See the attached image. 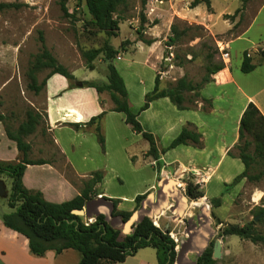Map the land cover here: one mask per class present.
I'll list each match as a JSON object with an SVG mask.
<instances>
[{"label":"rangeland","instance_id":"1","mask_svg":"<svg viewBox=\"0 0 264 264\" xmlns=\"http://www.w3.org/2000/svg\"><path fill=\"white\" fill-rule=\"evenodd\" d=\"M64 1L69 15L62 8ZM166 1L169 0H148L143 4V0H126L114 14L119 22V29L117 35L110 39L111 44L118 48L121 53L117 57L120 58L121 56L122 59L118 60L116 64L129 83L128 95L131 109L134 113H139V121L143 127L145 126V130L155 135L161 150L162 144H164L162 134L159 133V135L150 130L161 129L162 115L172 116L173 113L165 107L162 110V102L160 101L162 98L153 101L151 105L153 103L155 105L154 107L151 106L148 112H140V108L145 102L146 93L144 91L146 89L148 92L153 90L157 74L160 80V90L173 89L177 81L185 77L192 85L202 84V87L195 91L185 92L183 105L188 109L200 106L202 109L210 108L211 101H208L209 99L204 100L202 90L213 80L214 75L209 74L208 67L213 69L216 64L224 63L218 49L219 42L238 35L248 24L260 3L263 2V0H213V5L218 11L233 12L235 10L234 14L238 11L234 21L233 19H226L230 22H239L236 34L229 35L228 33L217 34L215 30L208 28L217 24V29L222 30L224 27L223 19H220L218 23L216 20H210L207 12L194 14V16L192 8L188 10L191 0H174V8L172 9L181 12L171 22V27L174 25L175 29L172 31L169 26L163 27L162 6ZM0 2L16 4L15 7L0 10V115L5 118L4 121H0V132L5 139L0 144L1 153L8 157L11 155V152L7 150L9 138L6 134V127L17 128L26 119L27 111L34 109L42 115V118L36 131L26 138L32 146L30 158L56 162L64 174L76 182L78 177L67 168L69 166L54 143L52 133L46 125V86L39 93L31 89L30 71L36 56L42 52L41 36H43L45 46L57 61L70 72L75 71L80 78L93 76L103 78L104 75L101 71L103 54L101 53L94 61L95 67H99L90 70L85 67L84 53L93 48H101L108 36L92 24V17L83 0H0ZM152 28H155L156 32L153 33ZM150 33H153L160 40L158 45L150 48L136 46L140 35L147 39L154 37ZM164 38L166 39L162 43ZM149 51L152 52L149 53ZM212 53L214 54L213 59L209 60L208 54ZM147 56H149V60L148 63H145ZM131 60H135V62L128 67V61ZM51 71L52 68H43L37 71L38 84ZM206 80L210 82H206ZM99 100L103 101L100 103L105 106V109L112 108L113 104L107 92L100 94ZM109 112L112 111L109 110L106 113L101 122V127L105 136L106 132L110 135V148H108L110 154L106 160L93 158L94 164L90 162L92 161L91 156L87 158L90 163L88 170H91L92 173L101 171L104 176L103 183L105 179V184L111 192L131 196L142 182L146 183V179L150 174H153V171L159 172L160 176L162 172L169 176L176 175L175 163H167L162 155L159 159L147 155L148 141L141 134L133 132L131 127L125 123L123 118L125 115L122 118L118 115H111L106 118ZM114 113L122 114V112ZM88 128L94 133L93 128ZM190 128L196 130L194 125H191ZM94 135L96 143L105 153L106 141L103 150L96 133ZM86 144L90 145L89 143ZM232 153L238 154L237 149ZM106 162L108 167L105 165ZM99 164L106 167L94 169ZM176 166L179 168V163ZM227 168L228 166L223 167V169ZM262 169H264V164L254 166L251 173L256 174ZM87 174L90 175L91 173L88 172ZM195 176L198 178L196 179ZM0 179L4 180L7 192L6 196H0L2 218L4 213L12 210L8 205L12 180L3 174H0ZM183 179L184 182L193 186L195 192L202 195L200 197L188 195L187 184H185V189L183 188L184 183L180 187L189 201L187 203L189 208L193 204L194 214L187 216L185 221L180 219L178 222L166 218L159 221L155 213L151 217L155 225L164 232H168L176 242L177 257L174 264H179L177 259H179L182 246L188 240L186 237L188 225L191 222L199 223L204 219L202 216L204 212L208 213L211 227L214 229L209 245L213 242L212 257L218 264H250L252 260L255 261L252 264H264L263 243H253L237 235L224 234L226 227L230 225L244 226L252 220L256 221L255 229L264 234V212H261L264 208V176L257 182H250L244 178L237 184L238 186L225 189V191L223 189V194L221 193L217 198L209 200L205 199V188H201V185L207 182H200V174L193 175L189 172ZM257 193H260L257 197L261 195L259 200H255ZM203 198L205 202H203ZM144 199L146 197L140 200V205L135 208V212L142 207ZM217 200H220V209H216L215 201ZM84 219L87 221L85 217ZM120 228L126 233L133 228V224H129L127 230H125V225H121ZM196 257V253L187 255L190 262L195 261Z\"/></svg>","mask_w":264,"mask_h":264},{"label":"crops","instance_id":"2","mask_svg":"<svg viewBox=\"0 0 264 264\" xmlns=\"http://www.w3.org/2000/svg\"><path fill=\"white\" fill-rule=\"evenodd\" d=\"M169 1H166L162 6V26H169L170 28L173 19L179 16L178 14H181V12L172 9L174 8V0ZM204 5L205 7H202ZM211 8L212 10L209 11L206 4L201 3L192 8V13L194 15L207 12L208 19L216 20L217 23L220 19H223L224 27L222 30L217 29V24L211 27L205 23L209 26V29L215 30L217 34L228 33L238 23V21L230 22L224 18L227 14L233 15L235 10L233 12L228 10L218 11L213 5V0H211ZM190 9L189 7L188 10ZM246 10H248L247 7ZM173 11L175 12L173 13ZM151 30L153 33L156 32L155 28ZM153 33H150L151 36H154ZM151 39L154 40L151 45H145L144 42L139 40L136 46L150 48L151 46L155 47L160 42L155 36ZM165 39H162V43H164ZM220 42L227 47L230 58L224 62L225 67L213 76L212 82L208 83L202 90V95L211 101L210 108L202 109L200 106L191 109H178L168 97H163L160 100L162 102V110L165 107L173 115H162V128L150 130L162 134L163 148L167 147L179 135L188 122L192 123L196 131L202 134L200 144L179 145L162 154V158L166 159L167 163H175V166L179 163V168L174 166L176 175L169 176L162 172L160 176L159 172L153 171V174H150L148 179H146V183L142 182L131 196L111 192L104 179L103 184L99 182L96 185V188L102 187V193L95 196L93 200L103 199V197L120 199L119 210L134 211L137 195L148 193L154 194V198L156 197L159 189L158 183L162 176L174 180L178 188L184 183L183 188L185 189V184L187 183L184 182L183 177L189 172L193 173V175L202 173L210 175V178L206 181L207 183L201 185V188H205V199L209 200L221 195L225 184L231 183L237 175L244 171L243 162L238 157L230 156L229 151L233 152L236 150L235 145L238 142L240 120L247 105L250 102L254 103L264 115V0L257 7L248 24L244 26L237 36L225 41L220 40ZM245 51L249 53L252 63L256 65V68L249 73H244L241 70ZM119 54L121 55V53ZM120 59H122L121 56L120 58L116 57L113 62L123 77L129 93V83L126 76L116 64ZM148 60L149 56L145 58L144 62L148 63ZM128 62V67H130L135 60ZM101 64L103 65L101 68L104 75L103 78L95 76L80 78L75 71L73 74L76 79L82 81H106L107 64L105 62ZM45 90L46 125L52 133L54 143L69 166L67 168L78 178L74 182L64 174L62 168L56 162H50L28 165L23 176V182L27 188L41 191L47 200L60 203L80 195L84 183L92 177L91 170H88L90 165L88 156L92 157L90 162L93 164L95 163L93 158L95 160L97 158L105 160L108 158L110 154L108 149L110 148V135L106 132L107 149L103 153L99 144L96 143L94 133L89 131L88 127L82 126L76 130L71 125L72 123H86L105 109V106L100 103L99 94L95 88H69L68 79L61 74H55L47 80ZM147 92L148 89L144 91V93ZM154 105V103L150 105V108L151 106L154 107ZM150 108L145 112H148ZM111 115H118L121 118L124 116L123 113L117 114L112 111L107 114L106 118ZM123 118L125 120V116ZM158 125H160L159 122ZM4 140L3 134L0 132V144ZM8 142L7 150L11 152L10 158L2 154L0 150L1 160H15L18 157L19 150L16 142L10 139ZM105 165L107 166V162ZM106 166L99 164L94 169ZM224 166H228V168L223 169ZM183 168L185 170H182ZM88 172L91 174L88 175ZM195 178L197 179L198 177L195 176ZM258 194L260 193L255 195V200H259L261 195L257 197ZM105 201L111 205L112 209V203ZM203 202H205L204 198ZM176 204L175 200L169 199L167 206L157 214L159 221L165 220L164 218L168 220L174 219L175 222L180 219L185 221L187 216L195 212L193 204H191L190 208L189 204H187L182 214L179 215L176 212ZM216 209H220V206ZM1 213L0 264H79L80 253L73 248L65 249L61 253L49 250L43 256L32 254L29 239L25 235L6 227L1 218ZM202 214H205L207 220H209L207 212ZM253 255L256 254L253 253ZM252 262L255 263L252 260L250 264ZM100 264L111 263L103 260ZM115 264H159L157 250L153 247L140 248L124 261Z\"/></svg>","mask_w":264,"mask_h":264},{"label":"trees","instance_id":"3","mask_svg":"<svg viewBox=\"0 0 264 264\" xmlns=\"http://www.w3.org/2000/svg\"><path fill=\"white\" fill-rule=\"evenodd\" d=\"M83 1L92 17V24L108 36V39L101 48H93L84 53L86 59L85 67L94 70L96 68L94 61L102 53V60L107 64L106 81H82L76 79L74 74L64 65L60 64L52 55L45 46L44 37L41 36L42 52L36 56L31 68L30 88L39 93L46 86L47 80L51 76L61 74L68 79L70 83L69 88L92 87L97 90L99 95L107 92L113 104L112 108H107L108 110L104 109L100 114L93 116L86 123L71 124L76 130L82 126L93 128L92 131L96 133L103 150L105 149V135L102 132L101 122L109 110L124 113L126 124L131 127L133 132L141 134L148 141L149 149L147 155L152 156L154 159H159L162 154L179 145L200 144L202 134L190 128L193 124L189 122L167 147L162 148V150L159 148L155 135L145 130L139 121V113L132 111L125 81L113 62L120 53V50L110 42L111 37L116 36L119 29V22L114 17V14L126 0ZM147 1L143 0V4ZM201 3L206 4L209 11L212 10L211 0H192L190 8H194ZM15 6V3L0 2V10ZM62 8L69 15L65 1L62 3ZM237 12L233 15H225V19H233L234 21ZM238 25L239 22L228 31V34L235 35ZM174 29L175 26L173 25L171 30L173 31ZM139 40L147 45H151L154 42L153 39L144 38L143 35H140ZM213 56V53L208 54L209 60L213 59ZM224 67V63H218L213 69L208 67V72L215 75ZM43 68H52V71L38 84L36 73ZM255 68L256 65L252 63L249 53L245 51L241 70L244 73H249ZM206 82L210 81L206 80ZM159 84L160 80L157 74L155 86L152 91L146 93L145 102L141 106L140 112L146 111L150 108L153 101L163 97H168L178 109H188V107L183 105L185 92L195 91L202 87V84L192 85L185 77L179 79L176 86L171 90H160ZM204 100L207 101L208 99L204 98ZM41 118L42 115L38 111L29 109L26 119L17 128L6 127V134L9 139L16 142L19 154L15 160L0 159V174L6 175L12 180L11 194L8 201V205L12 210L2 215L5 226L25 235L29 239L31 253L36 256H43L49 250L61 253L65 249L73 248L80 253L79 264H100L103 260L115 264L124 261L129 255H133L140 248L153 247L157 250L159 264H174L177 257L176 242L168 232H164L155 225L151 217L145 216L142 220L133 223V228L125 233L120 228L121 225L116 226L112 220H108L104 213L96 215L94 221L89 224H86L84 216L72 213V210L75 208L87 207L88 203L95 196L102 193V187L96 188L97 183L101 182L103 184L104 176L101 171L92 173V177L84 183L80 195L60 203L51 202L44 197L41 191L31 190L24 185L23 176L28 165L50 163V161L45 159H31L30 152L32 146L26 140L29 135L36 131ZM4 120V116L0 115V121ZM93 125L95 126L93 127ZM235 148L238 154L235 155L229 151V155L238 157L243 162L245 169L231 183L225 184L224 191L236 186L244 178L250 182H257L264 176V169L256 174L251 173L254 166L264 164V115L252 102L247 105L242 114L238 142ZM187 185L188 195L193 197L202 196L200 193L194 191L192 185L188 183ZM148 195V193L137 195L135 198L136 207L140 205V200L145 197L147 198ZM103 199L112 203L111 214L113 218H120L123 222L122 225L126 226L135 211L119 210L117 205L120 199L107 197H103ZM215 206H220V200L215 201ZM261 212H264V208ZM255 224L256 221L252 220L244 226L230 225L224 229V234L237 235L253 243L264 244V234L259 233L255 229ZM212 254L213 242L201 255H197L195 264H218L213 259Z\"/></svg>","mask_w":264,"mask_h":264},{"label":"water","instance_id":"4","mask_svg":"<svg viewBox=\"0 0 264 264\" xmlns=\"http://www.w3.org/2000/svg\"><path fill=\"white\" fill-rule=\"evenodd\" d=\"M159 189L156 194H149L142 202V207L136 211L127 225L136 223L142 220L145 216L152 217L154 213L158 214L160 210L167 206L168 200L172 199L176 201V212L180 215L187 206V198L183 194L182 189L178 188L176 182L166 176H162L158 183ZM5 182L0 179V196H6ZM72 213L84 216L87 219H94L96 215L101 213L106 214L108 220H112L116 226L123 224L120 218H113L111 214V205L103 199L92 200L88 203L87 207L75 208ZM258 217L256 218V220ZM214 234V229L211 227V221L208 222L204 219L199 223L191 222L188 225L186 237L187 242L182 246L179 259L182 264H195V261L190 262L187 255L190 253H196L201 255L203 251L208 247L211 237Z\"/></svg>","mask_w":264,"mask_h":264},{"label":"built area","instance_id":"5","mask_svg":"<svg viewBox=\"0 0 264 264\" xmlns=\"http://www.w3.org/2000/svg\"><path fill=\"white\" fill-rule=\"evenodd\" d=\"M218 49H219V53L221 55V58L224 62L230 58V54L227 50V47L222 42H219ZM200 176H201L200 182H202V183L206 182L210 178V175L208 173H202V174H200ZM93 221H94V219H87L86 224L92 223Z\"/></svg>","mask_w":264,"mask_h":264},{"label":"bare ground","instance_id":"6","mask_svg":"<svg viewBox=\"0 0 264 264\" xmlns=\"http://www.w3.org/2000/svg\"><path fill=\"white\" fill-rule=\"evenodd\" d=\"M202 216H203L204 220H206L208 222L207 216L205 214H202ZM127 228H128V225L125 226V229H127ZM177 260H178L179 264H182L183 261L181 259H177Z\"/></svg>","mask_w":264,"mask_h":264}]
</instances>
